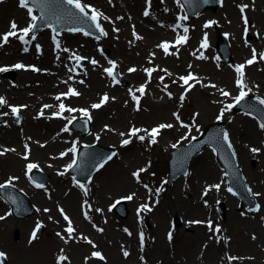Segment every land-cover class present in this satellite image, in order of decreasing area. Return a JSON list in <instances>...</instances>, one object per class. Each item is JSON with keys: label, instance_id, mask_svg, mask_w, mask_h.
I'll return each mask as SVG.
<instances>
[{"label": "rangeland", "instance_id": "1", "mask_svg": "<svg viewBox=\"0 0 264 264\" xmlns=\"http://www.w3.org/2000/svg\"><path fill=\"white\" fill-rule=\"evenodd\" d=\"M229 1L230 0H225V6H218V8L214 11L205 10L201 12L202 16L198 19L199 21H201L204 18L209 19L217 17V25L219 30L221 32L229 33L228 41L230 44V49L232 51V59L230 61H223L219 59L216 56V49L214 48V46L212 47V49L209 48V61L207 62L210 64V71H206L204 73V76H202L192 65L191 67H189V65H184L183 67L177 69V64H173L177 63L178 61L174 58V54L172 53H167L169 57L166 58L170 59L168 63L167 61H161L160 58L155 61L156 63H152L150 61H147L146 59H140V54L136 55L135 57H133V59L126 62L124 64V67L126 66L127 69L129 66H133L137 69H140L141 75L139 77L142 78L133 82L132 84L123 82L121 87H118L126 94L125 96L130 102V106H124V102H127V99H123V103L118 106L120 101H112V98H115L113 93L116 92H110L106 90L110 94V98L105 106L99 109V114H109L110 118L104 120L100 127H96L97 129H90L91 133L89 139L101 135V141L108 142V137H110L114 133L119 132L121 134H124L129 124L141 125L144 128L160 123L177 124L178 121L173 115H171L173 111H178L179 115L184 120H188L189 118L190 120L195 121L194 123H196V125L190 124L192 130L191 134H195L194 126H201V128H204L206 126L205 121L210 122L214 118L220 116V113L223 110L221 104H227L230 100H232L235 96L236 91V86L230 88L223 83L227 77V75L224 74V70L229 72V78H231L232 81L233 73L231 68L233 67V63H242L246 58H249L253 55V50H255L256 55H258L257 59L260 58V53H264V42L261 45L254 44V37L252 36L254 33L256 34V30H254V24L252 22H250L249 24H245L244 19L240 21V12L238 8H240L239 6L241 4L245 3V0H236V6L231 4L227 5ZM166 2H169V0H166ZM159 3L160 0H154V4L157 5L155 6L157 13L158 11L162 12L161 8L160 10L158 8V6H160ZM150 4H152V2H150ZM170 4H172L174 6V9H177V11L178 9H180V5L178 4V2H175L174 4L172 0V3ZM8 5H12V8H7ZM143 6L144 5L140 2L138 6L139 16H141V8ZM230 6L235 11L236 17H238L239 21V23L235 27V31H233L232 24L230 23L232 19H234V14H232L233 12H231L232 8ZM8 9H14L13 12H15L16 9H20V7L18 6L16 0L0 1V33L3 32V30L10 29V24L12 22H8V14L6 15L7 17L5 15L4 17H2L3 14H6V10ZM116 12L117 11H114V13ZM176 14L177 13H175V15ZM146 17H148L145 20L147 21L149 30L158 27L162 29L161 35H156L151 42L145 43L147 41L144 42V39L136 38V36L140 35L138 32H136L134 35V33H131L130 30L128 31V26L125 25V32L122 33L119 38L120 40H123L124 44L129 43L145 49L144 53L146 54L145 57L147 58L150 57V55L153 53L152 49L154 47L157 53L164 52V50L158 47V45L162 44L163 40H166L168 38L173 39L178 34V32L182 33L183 29L182 24L177 19L174 20L175 25L173 26L174 17H172L171 21L173 22L171 23L170 30L167 29L168 32H164V28H162L164 26H158L157 24L158 22H160V19L158 20L155 16L152 17L150 14ZM2 18H5V22L3 24H1ZM28 20L29 17L26 16L25 19L18 25V27L24 26ZM227 22H229V24L226 25ZM187 24L189 27V21L187 22ZM244 27L249 30V36H245L243 34ZM194 31L196 33V30ZM201 31H207L212 37V40H215L216 32L212 29V27L208 29L197 30L198 34H200ZM140 32L142 33V31ZM234 33L242 35L241 38L244 40H250L246 48L239 47V44L236 42V39L234 37ZM131 35H134L135 37L132 38ZM38 38L39 39L37 40V42L42 46L39 50L41 51L44 48V42H42L41 36ZM112 38L113 36L103 41L106 42ZM116 43L111 42V45H115ZM151 43L153 44L152 46ZM198 43L199 36L197 37L196 41L188 47L187 53L184 52L187 57H190L189 55L194 52L195 46H197ZM18 45L19 44L16 38L9 39L6 44H0V56L8 59L7 61L0 62V64L5 63L6 65L14 61H20L17 59H22L20 56L15 57L9 55L8 53L10 52L12 47H16ZM34 47L35 49H37L35 45ZM176 50L177 48L174 49V51ZM33 61L35 60H29L28 62ZM53 64H55V61H53V59L50 57V64L48 65ZM102 65L105 64L103 63ZM151 65L155 67V71L152 75L153 80L146 81L144 70ZM42 67H44V65H42ZM8 73L9 72H7L6 74L0 73V78L2 80H5L6 84L9 86L10 82L12 83L16 81L18 72H13V76L9 75ZM188 73L194 74L195 77H197L198 74V77H203L204 80L202 81V84L197 83L195 80H190L189 83H193V87L186 91L187 85L183 84V81L180 80V77L188 75ZM262 74L264 75V73ZM70 75L71 74H68V77ZM37 76L40 77L38 79L42 78L39 75H36V77ZM161 78H163V80ZM248 80L249 83L247 84V87L249 86V89H253L264 99V76L255 78L254 75L252 77L250 74H248V78L246 79V81L248 82ZM145 81L148 90L147 96L143 97L139 109L136 110L134 109L136 107H134L133 103L131 102L132 98L129 95L130 91L127 89V87H133L136 84H145ZM169 85H172V88L168 87ZM211 85H216V87H211ZM163 87L175 89L177 91H179L180 88L181 91L183 90V100H181V95L178 94L175 96L176 98L170 99L169 103L162 104V97L165 96V93L162 91ZM58 90L60 89L56 88L55 90H53V92H57ZM221 90L228 92L230 95H222ZM101 91V89L98 90L94 97L88 103L85 101H79V98H77L76 102L74 103H78V106L81 107H90V104L98 99V95ZM0 94V97L3 96L5 98L4 94L1 91ZM7 99V102L10 103H26V100L22 99L21 97H11ZM44 100L48 101L47 99L41 98L37 101L36 105L40 102H43ZM202 101H204L205 103L204 110H206L208 113V117L204 122L200 120L202 112L199 108V104ZM159 102H161V106L157 105V103ZM57 105L58 103L56 102V104L53 106L57 107ZM2 106H0V113L4 119L3 121H0V125H4L6 122V116L4 115ZM39 108L40 107L34 106L33 109L27 114L31 118L27 121L23 120L21 122V124L23 123V125L16 128L15 130H17L16 132L18 133V139L35 138L40 144L49 145L50 143L52 144L55 142L54 135L56 134V131H52V129L57 128L61 130V122L45 118L35 120L34 118H32V115L38 116L39 112L37 111L40 110ZM119 108L123 109V111L120 113H118ZM158 108L165 109L158 113ZM154 113H157L158 115ZM242 113L243 112L227 111L226 114H223V117L225 127H227L228 132L230 131L229 133H231V136H234V131L238 128H247L252 133L254 131L260 132V135L255 140H248L249 142H251L249 143L250 145L248 144V149L249 146H252L249 149V152H251L252 155H249L248 150L244 146L239 145V141H236L235 143L237 149L234 148L236 151L238 150L237 155H239L240 158H242V151L240 146L248 155V159L244 160L246 164L243 163L242 165H240L242 168H245V172L247 175L249 167L257 166V170L259 171L260 176L251 179L253 191L255 193H259L258 196L256 195V200L258 202L259 209L261 210L260 211L258 209L260 211V214L258 215L259 217L256 218L250 216L249 212L244 210V208L239 210V203L237 199L225 192L222 187L223 184H221L219 189L211 188V190H213L211 197L201 196L200 193L205 185H220L221 180L220 166L214 161L212 152L209 149H205V152H199L194 156L195 160L193 165V172L191 173V175H181L171 184L170 187L163 189L161 187L160 204L150 216L151 223L150 221L149 224L147 223V226L151 233L150 240L148 241L147 246L143 248L142 251L141 248H136L134 251H131L130 257L127 260L134 257L135 264H139L141 259L140 252L145 251V256L148 258V261L154 262L158 260L159 262H161V264H264V228L263 225L261 226V221L263 222L264 218L261 217L264 216V189L262 188V190L260 191V186H264V160L262 159V153H264V129L260 127V125L254 118L250 117L246 113ZM127 114L129 116L123 121V115ZM13 116V113L10 112V116L8 119L9 122L16 126H20L21 124L17 125L20 119H13ZM114 118L115 123L111 122V120H113ZM31 123L33 124V126L40 127L38 133H33L28 129ZM179 128L181 129H179L178 132H176L177 130L173 127L168 129L165 128V130H163L161 136L159 137V143L154 145V147L152 149H149L148 151H143L145 147L142 145H138L139 143H134L128 146V148H124L120 151L119 159L115 158L109 165L105 167V169H103L93 177V182H95L96 189L94 193L92 192V197L96 200V208H98L102 212V214L97 215V213L93 211L96 214L95 218H90V213L88 211L87 205L85 207L87 208L88 215H83L86 212L81 209L80 203L86 201L88 202V199L86 198L87 196L77 192L74 186H69V180L65 178V180L62 179L61 181H59L60 189L59 191H57L59 192L60 198L55 197L49 199L47 196H44V201L41 204L33 202V200L30 199V202L36 208L40 209L41 213H44L46 218L47 215L48 218H52L55 215H57L58 217L57 209H63L64 214L68 212L64 209V207H66L65 198H68L69 196L74 194L75 214L78 217L84 219V221L82 220V224L79 225L75 220V231L72 234V238H68V235L65 236L60 231L55 234L53 228L52 230L50 229V225L44 226L43 224L45 220L40 219L41 213H38L37 211L30 216L31 219L27 220V222H24V217L20 218L13 216V214H11V212L9 211V206L0 199V216L4 217V219L0 220V252L5 253V262H3V264H115V262L116 264H118L116 260L122 261L121 258L123 249L119 250L121 236L117 237L115 235H123V233L125 235L122 227L123 225L129 224L128 226H130L134 231L136 228L132 227L134 224L133 219V221L129 220L128 222L126 220H122L121 218L116 216L114 212H111L109 210V204L113 196L125 194L127 191L131 190L132 187H129L127 189H118L110 182L109 177L111 174L117 173L122 175V177L125 179L126 177H129V173L132 168L138 167L140 164H143L145 160L150 159L151 167L146 175L147 178H149V182L151 180H154L155 186H158L161 177L163 178L167 171V147L172 144H176L177 142L181 143L180 136L185 131V128ZM102 129L104 130L105 134H107L106 136L102 134ZM190 135L188 136V138L190 137ZM80 136L82 135L80 134ZM116 140L117 138L115 137V141ZM68 143L69 141L59 144V146L55 147V151L59 149V151L64 150L68 146ZM260 147H262V150L259 153H254L253 151H251V149L253 148L260 149ZM7 154H17V156L21 159L20 176L23 177L27 182L26 176L24 174L25 168H22V163L25 162L24 156L26 155L25 143H22L20 146H18L14 142L10 143L7 146ZM6 163L7 167L9 168L14 165L13 161L7 160ZM198 168L201 169L202 173L198 174ZM261 170L263 171L262 173H260ZM208 171H210V173H207ZM10 173L14 174L13 170L7 169L1 172L0 182L9 179L11 176L8 174ZM199 179H201L200 182ZM82 184L85 185V187L87 186V183ZM18 186L23 187V184L19 183ZM194 186H196V195L198 196L199 194L200 196L199 203L203 206V201H208V206L204 207L207 209L205 213H195L188 210V204L191 203L190 195L192 194ZM77 187L79 186L77 185ZM218 190L220 192H218ZM100 194H102V196H100ZM142 196H145V194L142 193ZM220 200H222L226 208L225 218L223 219H221L219 215L216 204L217 201ZM45 209H47L48 211H45ZM174 214H177L179 216V219H181L177 220L178 223L173 234V238L171 240H168L165 238V231L168 229L169 218L174 217ZM194 218L210 220L212 221L213 226L215 224H219L221 227L220 231L213 232V230H210L209 227L205 224L192 225L188 222H186V224L184 223L185 219L192 220ZM35 224H41L43 225V227L40 234L36 236V238L31 239L29 238V236ZM61 224L63 225L64 230L66 227H68L67 221H62ZM99 229H102L103 231H100ZM58 233L60 235H58ZM76 239H78V241H76ZM130 239H133V241L136 243L133 236L130 237ZM89 240L92 243H88L87 241ZM93 245H97L99 250L104 253V261H92L90 250ZM110 247H115V251L111 250ZM62 254L63 256L67 257V260L58 262V257Z\"/></svg>", "mask_w": 264, "mask_h": 264}, {"label": "bare ground", "instance_id": "2", "mask_svg": "<svg viewBox=\"0 0 264 264\" xmlns=\"http://www.w3.org/2000/svg\"><path fill=\"white\" fill-rule=\"evenodd\" d=\"M87 1V4H92L94 5L93 7L96 8L98 7L101 12L105 13V14H112L114 13V11H117L120 17H123V20L127 23V22H132L133 23V27L137 28L138 32L141 33L140 31H142V38H144V42L145 43H149L152 41V39L156 36V35H161L162 33V29L160 28H153L152 30H149V26L147 25V21L145 20L146 18H143L141 16H138L137 12H138V6L139 3L144 2L145 0H85ZM227 3V2H226ZM235 5L237 4L236 0H230L227 5ZM245 5H248L247 8H245V15L250 19V21L254 24V30H256V37L255 35H252L254 37V44H258L261 45L264 42V0H245ZM162 12L156 14L155 17L159 18L160 21L163 22V24L165 25L163 29L164 32H168L169 27L171 25V18L174 17V10L170 9L169 7H165L164 5L160 6ZM231 7V6H230ZM7 8H12V5H8ZM232 8V7H231ZM97 9V8H96ZM153 9L151 8V15L153 16ZM14 9H8L6 10V14H3L2 17H4V15L6 16L8 14V18H12L15 17L17 18H25V14L24 12L20 9H16L15 12H13ZM231 12H233L232 14H234V19H232V21L230 22L232 24V28L233 31H235V27L237 26V24L239 23L238 21V17H236L235 11L233 10V8L231 9ZM222 14V12H221ZM155 15V14H154ZM7 17V16H6ZM240 19L242 17H239ZM198 20V19H197ZM5 22V18H2L1 20V24H3ZM229 24V22L226 23V25ZM196 30H199V28L196 26ZM234 37L236 39V42L239 44V47H244L246 48L250 42V40L248 39V41L244 40L241 38V35L234 33ZM44 40H45V52L43 53V56H36L35 54H30L29 56H26L24 54L21 55V52L17 49H15L17 51V54L15 55V57L20 56L22 59H36L39 64L44 65V70H42L40 72V76L42 77L41 79H38L40 77H36L33 75H29L26 72L23 71H19L17 73V79H16V85H14L15 87H11V88H7L6 83L4 82V80L0 79V91L4 92L7 96V98H18L21 97L22 99L26 100L27 102V106L28 108H25L24 110H20V114L24 117V121H27L28 119H30L31 117H29L27 114L29 111H31L33 109L34 106H38L41 105L43 103H45L46 105H54L56 100L54 98L53 95V90H55L56 88H59L60 86H62L63 83H65V81H69L67 77V72L69 70V59L67 56V54H65L63 51L59 52L58 50L55 51L54 47L57 48L56 46H54L48 38L45 39V34L43 36ZM73 39V41H72ZM81 41H86L87 39H80ZM62 41L64 43H68L70 45H72L74 48V50H77L79 53H84L86 55H89L93 58H96L98 61H102L103 58L100 57V55L95 51L94 48V44L92 43L91 40H89V42H76V36H74L73 34L71 35H65L64 38L62 39ZM72 41V42H70ZM116 43V42H114ZM75 44V45H74ZM117 44V45H116ZM115 45H111V43L109 41L104 43V49L106 50L108 53V57L113 58V59H118V68L120 70H123L124 64L128 61H130L131 59H133V57H135L136 55L140 56V59L145 60L146 59V54L145 49H142L140 47H138L137 45H132L129 43L124 44L123 40H118L117 43ZM143 44V43H142ZM153 44L151 43V46ZM47 46L51 49V53L53 55V57L56 59L57 63L53 64V65H48L50 64V57L51 55L49 54V49L47 48ZM155 50V48H153ZM184 50V48H183ZM12 55V54H11ZM47 55V56H46ZM178 56H179V61L177 63H174L173 65L177 64V69L183 67L184 65H192L194 66V68L197 70V72L199 74H204L206 71H210V64L207 62V56H204L202 59L200 60H193L192 57H187L186 55H184V51H179L178 52ZM52 58V57H51ZM158 58L161 59V61L165 62L167 61V63L169 62V58H166L165 55L161 54V53H157L154 51V53H152V55L150 57H147V60H152V61H156ZM8 59L5 57L0 56V61H7ZM48 63V64H46ZM10 64V63H9ZM257 65L256 68L252 71L254 73V77L258 78V77H262L264 76L262 73H264V61L263 60H257L253 65ZM252 66V65H249ZM85 67L87 69V71L85 72L84 70L80 71L79 73H83L85 75V77L82 79L83 83H79L78 87H80L81 89V93L78 97H76L75 99H73V101H76L77 98H79V101H85L88 102L90 101L94 95L96 94V92L98 90H110V91H115L116 93H113L115 96V101H120V103L118 104V106L121 105V103H123V99H127L126 98V94L120 89L118 88V86H111L110 83H107L106 77L103 73L99 72L98 69H96L93 65L91 64H85ZM252 70V68H251ZM224 74L227 75L226 79L224 80V84H226L228 87L233 88L234 84L231 81V78H229V72H227L226 70H224ZM124 75L126 78H131L132 80L135 79H140V75L141 72L137 71L132 75H129L128 72H124ZM203 76V75H202ZM233 76V75H232ZM77 79V77L75 78V80ZM221 79V78H220ZM249 83V80H248ZM27 97V98H26ZM125 97V98H124ZM47 99L48 101L44 100L43 102H40L39 104L36 105L37 101L39 99ZM124 100V101H125ZM78 101V102H79ZM164 102H168L164 101ZM10 103V102H8ZM173 103V102H172ZM13 104H15L13 102ZM163 104V102H162ZM161 102L157 103L158 106L162 105ZM5 105V104H4ZM128 105L129 106V102L127 100V102H124V106ZM205 107V103L204 101H202L199 104V108L201 109V116H200V120L201 121H205L206 118L208 117V113L206 110H204ZM5 109V108H4ZM165 108H158L157 112L160 113L161 111H163ZM6 111L8 110V106H6ZM123 109L119 108V112H122ZM155 112V111H154ZM153 113V112H152ZM156 115H158L157 113H154ZM129 115H123L122 119L123 121L128 117ZM32 118L33 115H32ZM109 114H99V111L97 113L96 118L94 119V125L95 127H100V125L102 124V122L106 119H109ZM188 122L192 123L193 121L190 120L188 118ZM111 122L115 123V118L113 120H111ZM210 122L205 121V124H209ZM12 127V128H11ZM16 126L8 123V125H5L4 127H0V149L4 150V155L0 156V173L3 172L4 170H13L14 174H12L13 177H16L18 179H15L16 181H18L19 183L23 184V188L21 189L20 187L16 186L19 190H21L26 196L27 198L33 200V202H36L38 204H41L44 201V194L35 189L34 187H30L29 184L20 176V166H21V159L16 155L13 154H7V146L10 143H16L18 146H20L22 143H30L31 145V153L32 156H30L29 158H36L39 160L40 164L44 167L45 171L48 174V183L46 185L47 188H49L50 193H51V197L52 198H60L59 195V181H61L64 177L57 176L54 168L55 166L59 165L61 163V158L58 157L55 153V147L59 146V144L66 142L67 138L70 136H72L74 133L70 132L67 135H60L58 137V141L55 140L54 143H50L48 146H46V148H39L37 145V140L35 138H30V139H18V133L16 132ZM28 129L33 132V133H38L40 130L39 126H33V124L31 123L28 127ZM260 135V132L258 131H254L253 133L247 129V128H238L234 131V136H232V138L234 139L235 143L236 141H239L240 144L244 146L248 152V144L251 143L248 140H255L258 136ZM115 137L117 138V140L115 141ZM121 138V134L117 133V134H113L110 136V140L111 141H115V142H119ZM232 141V140H231ZM9 143V144H8ZM235 143H233L232 141V145L234 146ZM115 145L113 143H108V142H102V145ZM250 145V144H249ZM116 146V145H115ZM117 147V146H116ZM241 151H242V161L239 160V162L241 164H246L244 162L245 159H248V155L243 151V148L240 146ZM249 155H252L251 152H249ZM262 159L264 160V153H262ZM13 161L14 165L9 168L7 167V163L6 161ZM194 160L195 158H192L191 160V172L193 171V165H194ZM22 165H24V162L22 163ZM246 167V165H245ZM247 170V168H246ZM198 174L202 173L201 169L198 168L197 170ZM248 175L246 176V179L248 181L249 184H251V179L259 177V171L257 170V166L254 167H249L248 168ZM263 171L261 170L260 173H262ZM207 173H210V171H208ZM66 175V174H64ZM199 176V175H198ZM60 179V180H59ZM110 182L117 187L118 189H127L131 186H135L136 184L132 181V179L130 177H126L125 179L122 177V175L114 173L111 174L110 177ZM201 181V179H199V182ZM90 187L93 189L92 192H95V182H91L90 183ZM116 188V189H117ZM262 188L264 189V186H260V190H262ZM196 186L193 187V191L192 194L190 195L191 197V203L188 204V210L190 212H195V213H205L206 209L201 206V204L199 203V194L198 196L196 195ZM58 190V191H57ZM89 191V189H88ZM58 193V194H57ZM100 196H102V194H100ZM74 197L75 195L72 194L71 196H69L68 198H65V202H66V207L68 210H70V212H72L71 214H73L75 220L77 221V223L80 225L82 224V219L80 217H78L75 214L74 211ZM140 194L139 196L136 198V200H133L132 202H136L139 200ZM90 204L91 206L94 207V205L96 204L95 199H91L90 200ZM130 207V206H129ZM31 214L27 215L26 217H24L23 220L24 222H27V220L31 219ZM132 217L130 215H128L126 217L127 220H130ZM40 219H44L46 222L44 223V225H47L48 223H53L52 228L54 226L59 225L60 220L59 218H57L56 216L54 218L51 219H47L45 217L44 214H42V216L40 217ZM117 237L121 236L120 240L125 242V244H123L122 246L120 245V248L126 247V249H135V244L133 241L128 240L125 238L124 235H120L117 234ZM114 238V237H112ZM111 250L115 251V247H110ZM122 261L120 260H116L118 264H135V259L134 257H132L128 262L127 260L125 261L124 259L121 258ZM95 261V260H93ZM115 261V260H114ZM116 264V262H115Z\"/></svg>", "mask_w": 264, "mask_h": 264}, {"label": "snow or ice", "instance_id": "3", "mask_svg": "<svg viewBox=\"0 0 264 264\" xmlns=\"http://www.w3.org/2000/svg\"><path fill=\"white\" fill-rule=\"evenodd\" d=\"M147 2L150 4V0H147ZM177 2L179 3L180 0H177ZM66 3L68 5H71L73 6L75 9H77L80 13H82L85 17H87L89 15L88 11H86V9H91V12H92V15L90 17L91 21L94 23L95 25V28L99 30L100 32V36H106L107 33L104 31V29L101 27L100 23H99V18L101 16H103V13L99 12L98 10L94 9V8H91L90 5H84L81 3V0H66ZM30 4L35 6V7H38L41 11V16L39 17L40 20H50L51 17L48 15L47 13V0H19V6L22 7V8H25L27 9L28 13H29V16L31 18V22L29 23L28 26L22 28V29H19L18 28V25L13 21L11 24H10V30L2 35H0V42L6 44L8 41H9V38L10 37H17L19 40L25 42V43H30L29 40H26V37L29 36L30 33L33 32V30L37 27V20H38V17L33 15V7H30ZM240 10L241 12L243 13L244 12V9L248 7V5H245V4H241L240 6ZM144 15L145 16H148L149 15V11L146 9L144 11ZM105 19H108L107 17H104ZM117 19H123V17H118ZM180 19H187L186 16L184 17H180ZM59 20L57 19L56 23H58ZM244 22L245 24L248 23L247 21V17H244ZM211 23V22H209ZM49 27H52V24L50 23L48 25ZM205 27H207V25H205ZM69 31H82V29H79V28H70L68 29ZM53 31L56 32V29L53 28ZM114 31H119V29H114ZM187 32H188V29L185 27L184 28V35L182 36H178L176 41H175V44L176 45H181V44H184L187 42V39H188V36H187ZM85 35H89L90 33L88 32H85L84 33ZM134 35H135V32H134ZM100 36H97V39L100 38ZM35 35H32L31 39L32 40H35ZM137 39H140V37H136ZM53 40L56 41V37L55 35L53 36ZM56 47L59 49L60 48V44L59 42L57 41L56 42ZM158 47L162 48L164 50L165 53H168L169 52V47H170V44L168 42H163L162 44L158 45ZM202 47H206V44H203ZM36 48L37 50L39 51L40 50V45L37 44L36 45ZM25 51H27L28 49L25 48L24 49ZM64 51H68V49H64ZM200 58H203L202 56ZM260 58L261 59H264V53H260ZM69 59H74L76 62H77V65H79V62L82 61V60H85L87 59L86 57H83V56H79V55H76L75 53H73L72 56L69 57ZM256 60V53H255V50H253V58L248 60L246 63L248 65H251L252 63H254ZM93 65L97 64L98 62L95 60V59H92L90 61ZM109 63L112 65L111 67L109 68H106L105 69V72L109 75V76H112L113 79H115V75H114V69L116 68V63L114 61H109ZM12 67L16 68V69H24L26 66L24 64H21V63H18V64H15L13 65ZM28 68H31V70L33 71H41V69L39 68H36L35 66H27ZM189 67H191V65H189ZM245 65H239L236 67V72L239 74V77L238 79L236 80V85L241 89L240 91V94L235 97V101L236 103H239L240 101H242L245 96L248 95V93L246 91H244L243 89L245 88V84H244V73H243V69H244ZM8 69L7 68H0V72H3V71H7ZM69 71H74V69H69ZM129 72H133V71H136L135 68H129L128 69ZM146 71L149 73V75H151L152 71H154V69H146ZM166 71V70H165ZM69 79H72V77H69ZM163 80V78H161ZM180 80L183 81V84L184 85H187V90L191 89L193 87L192 84L189 83L190 80H195L197 83H200L199 79L197 77L194 76V74L192 73H189L188 75L186 76H182L180 77ZM65 83H67V81H65ZM80 83H83V81H80ZM211 87H216V85H211ZM131 91V90H130ZM138 91L143 94L145 92V87L144 86H141ZM221 94L224 95V96H228L230 95L228 92L226 91H223L221 90ZM80 93L74 89V88H69L68 92L66 93H61L60 95H58L56 97L57 100H61V97L62 96H79ZM169 95H171L169 93ZM133 100H136L137 103L139 102V98L133 94ZM183 95L181 96V100H183ZM114 99V98H113ZM109 100V97L107 94H105L99 103H96V104H93L91 105V107L93 109H98L100 108L104 103H106L107 101ZM7 101L4 97H0V106L6 104ZM260 103L261 104H264V99L260 100ZM11 107V112L13 113V115L15 116H19V112L21 110V108L23 107H26V105H21V106H10ZM52 107L51 105H44L43 108H50ZM233 107V105H227V107L221 111V114L220 116H218L217 118L220 119L223 114H224V111H227L228 109H231ZM65 110L69 111V112H75L77 111V109H73V108H66L65 104L63 102H61L59 104V111L53 113V116H60ZM79 111H81L84 116L88 117V119L90 120L91 119V116L88 112V110L86 109H80ZM6 115V114H5ZM40 115H43V110H41L40 112ZM73 120L75 119V117L72 118ZM177 119H179V117L177 116ZM69 123H71V121H69ZM107 127V126H106ZM173 127V125L171 124H161L159 125L158 127H155V128H152L150 133H149V137H150V142L151 143H155L156 142V136L159 135L160 131L162 129H165V128H171ZM184 127H188V125H184ZM260 127L262 129H264V123H261L260 124ZM68 129L65 128L63 129V131H67ZM141 131L140 129H135L133 128L132 129V134L135 135L137 132ZM123 135V134H121ZM140 140H144L145 137L144 136H140L139 137ZM193 139H195V137H193ZM229 139V136H228V133L225 131L223 133V140L224 141H228ZM130 141L129 140H124L123 143L124 144H128ZM229 147H231V144L229 143L228 145ZM173 147H176V145H173ZM25 148H26V153H27V150H28V146L25 145ZM7 151V150H6ZM14 151V150H13ZM77 151L75 145L68 149V152H73L75 153ZM251 151H253L254 153L255 152H258L259 149L257 148H253L251 149ZM0 154H3V153H0ZM61 157L67 155L66 152H62L60 153ZM25 159H27V154L24 156ZM109 159H111V157H109ZM77 161L76 159H73L72 162L70 164H68L65 168V171H67L68 169H71L73 168L74 165H76ZM103 165H101L102 167ZM37 165L34 164V163H29L27 165V170L28 172L30 173L32 169L36 168ZM146 171V169H139L136 173H133L134 176L137 177V179H139V174L141 172H144ZM61 175H63V173H60ZM15 179H18L16 177H11L7 182L6 184H0V190L4 189L6 186L8 185H11L12 181L15 180ZM77 185L84 191V194L87 195V192H88V189L85 187V185L83 184H80L79 181L76 182ZM37 187H43V185L41 184H37L36 185ZM145 187L147 188L148 186L145 185ZM220 185L217 184V185H212V186H209L208 189L205 190L204 194L207 195V192L211 189V188H216V189H219ZM157 194H159L160 192V189H156L155 190ZM228 191H232L231 188L228 189ZM253 195H259V193H254ZM133 196L134 194L132 195H129L127 197H125L124 199H127V200H131L133 199ZM12 199V203H16V200L15 198H11ZM90 207V205H89ZM141 209L142 210H147V211H150L151 208L147 205V204H144V205H141ZM259 209V205H257V210ZM45 211H48L47 209H45ZM61 211V214L63 215V218L65 221L68 222V227L65 229V231L67 232L68 234V238H72V234L74 233L75 229L74 227L72 226V222L70 220V218L64 214L63 212V209H60ZM97 211H100L99 209H97ZM10 214V213H9ZM85 215L87 216V213H85ZM4 219V217L0 216V220ZM190 223H203L202 221H193V222H190ZM207 225L209 227L210 230H213V224L212 222L209 220L207 221ZM100 231H103L102 229H99ZM127 231V230H126ZM215 231L216 232H219L220 229H219V226H216L215 227ZM58 235H60L58 233ZM141 235V243L143 244V233L140 234ZM35 238V232L33 233V239ZM63 238V237H62ZM172 238V234L171 232L169 233V239L171 240ZM84 239H87V238H84ZM67 242V241H66ZM88 243H92L90 240L87 241ZM124 255L125 256H128L129 253L128 252H124ZM92 256L93 257H98L100 259H103V256L101 253L99 252H93L92 253ZM5 257V253L3 252H0V264H3V258ZM67 260V257L61 255L58 257V262L60 261H65Z\"/></svg>", "mask_w": 264, "mask_h": 264}, {"label": "water", "instance_id": "4", "mask_svg": "<svg viewBox=\"0 0 264 264\" xmlns=\"http://www.w3.org/2000/svg\"><path fill=\"white\" fill-rule=\"evenodd\" d=\"M219 0H204V4H203V7H205L206 5H212V6H215L217 4ZM254 97V96H253ZM252 97V98H253ZM255 99V98H254ZM257 100V99H256ZM257 115H259V113H256ZM80 163H84L86 164L87 163V160L86 159H82ZM225 166L227 168V174H229V177H230V181L234 180L235 179V174H236V168L234 166V161H232L231 157L225 161ZM78 167H74L73 168V171L77 173V175L81 178H85L86 176H88L90 174V170H82V171H79L77 170Z\"/></svg>", "mask_w": 264, "mask_h": 264}]
</instances>
